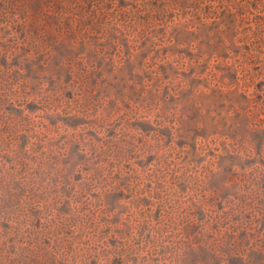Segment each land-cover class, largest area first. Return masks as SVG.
I'll return each mask as SVG.
<instances>
[{"label": "rangeland", "instance_id": "1", "mask_svg": "<svg viewBox=\"0 0 264 264\" xmlns=\"http://www.w3.org/2000/svg\"><path fill=\"white\" fill-rule=\"evenodd\" d=\"M0 264H264V0H0Z\"/></svg>", "mask_w": 264, "mask_h": 264}]
</instances>
